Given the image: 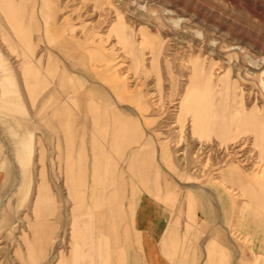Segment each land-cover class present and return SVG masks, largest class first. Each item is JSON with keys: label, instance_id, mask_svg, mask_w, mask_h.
Instances as JSON below:
<instances>
[{"label": "rangeland", "instance_id": "1", "mask_svg": "<svg viewBox=\"0 0 264 264\" xmlns=\"http://www.w3.org/2000/svg\"><path fill=\"white\" fill-rule=\"evenodd\" d=\"M14 2L17 5L13 9L18 12L22 27L28 30L35 50L23 53L0 8V80L3 76L13 77L16 85L12 91L17 92L22 119L30 127L21 136H11L3 123L16 117L5 111L0 100V193L3 194L0 209L14 212L10 234L13 249L21 250L22 244L27 246L32 225L42 221L55 230L56 253L62 256L76 246L85 249L102 242L99 238L103 233L97 224L100 212L73 213L76 201L70 197L64 181V148H56L54 135L41 134V102H47V95L52 92L63 94L62 102L56 105L59 111L75 102L78 108L73 107L79 115L90 110L91 105H86L88 99L84 98V85L91 88L92 83L78 76L86 68L107 76L106 81L127 99L119 107L136 113L135 119L145 137L152 138L156 147L158 140V144L165 142L169 147L166 148L171 160L169 166L159 161L164 148L151 149L155 167L149 183L138 178L132 180L126 165L119 163V169L124 171L123 179L114 185L105 184L106 202L111 193L122 192L117 208L126 217L142 196L170 195V190H175L178 201L189 185L209 177L218 182L230 166L237 167L245 176L258 172L261 164L252 134L239 130L237 143L228 147L218 146L219 138L213 133L193 138L191 116L179 118L178 109L189 92L208 88L221 106L240 108L239 115L256 106L260 113L264 112V0ZM28 58L41 66L34 73L40 81L45 77L48 63L57 62L60 68L53 77V86L44 88L36 97L28 96L19 81ZM69 69L77 72V79L71 80ZM63 72L69 84L67 88L77 93L75 102L69 100L67 88L58 85ZM99 83L115 99L110 86ZM4 90L0 85V98ZM137 99L143 100L147 112L141 110L135 102ZM21 139L26 148H16V142ZM18 149L24 151L22 156L17 154ZM121 157L115 155L113 159L120 161ZM45 187L52 195L53 209L41 216L35 211V202ZM232 195L236 201V218L234 226L227 231L230 249L224 254L223 264H263L264 258L259 256L254 233L248 226L249 213L245 208L249 200L244 189L238 188ZM79 228L82 233L91 231L87 246L82 238L78 239Z\"/></svg>", "mask_w": 264, "mask_h": 264}, {"label": "crops", "instance_id": "2", "mask_svg": "<svg viewBox=\"0 0 264 264\" xmlns=\"http://www.w3.org/2000/svg\"><path fill=\"white\" fill-rule=\"evenodd\" d=\"M38 65L35 63L32 65L34 71L38 72L41 67ZM57 65V62L48 63L43 73L45 75L43 81L37 80L39 76L36 78L33 76L30 79L38 82L34 81L31 86L25 84L29 78H24L21 70L19 81L24 92H27L28 96L36 97L44 88L45 90L47 87L51 88L55 82L53 77L60 69ZM68 73L71 80L77 79V72L69 69ZM79 75L84 78L83 81L92 83L91 88L84 85V98L88 99L86 105H91L90 110L84 115H79L75 111L73 105L78 108L75 102L77 93L67 88L69 84L66 73L63 72L58 85L60 88H67L65 93L69 100L75 103H68L70 108L59 111L56 105L62 102L60 98L63 94L52 92L47 95V102H41V134L54 135L56 148H64V181L70 197L76 201L73 213L83 215L98 210L100 216L97 218L101 219L97 220V224L103 233L99 238L102 242L100 245L96 243L89 245L92 247L85 249L76 246L62 256L56 253L55 230L48 222L42 221L32 225L33 232L26 238L27 246L24 247L22 244L21 250L13 249V243L10 242L13 237L10 234L13 233L11 229L14 212L0 209V242L6 240L5 244L0 245V263L223 264L224 254L228 248L230 249L227 231L234 226L236 218V201L232 193L238 188L244 189V195L249 200V205L245 208L249 213V230L254 233L253 239L259 256L264 258V112L260 113L256 106L247 109L246 114L242 111L239 115L237 111L240 108L223 107L214 96H211L212 104L208 108V116H203L199 121L196 122L193 114L185 111L183 118L187 115L192 118L193 138L196 135L201 138L203 135L213 133L219 138L216 143L218 146L228 147L229 144L237 143L239 130L245 132L243 134H252L253 147L257 149L258 163L261 164L258 172L245 176L237 167L230 166L224 169L218 182L209 177L205 181L189 185L188 190L183 191L182 198L178 201L175 190H170V195L142 196L126 217L117 208L122 192L111 193L106 202L105 184L114 185L118 179H123L124 171L119 169V163L126 165V169L132 174V180L138 178L149 183L154 176L155 167L151 149L164 148L159 161L163 166H169L171 160L166 149L169 147L165 142L158 144L159 140L156 147L152 138L144 136L141 126L135 119L136 113L121 110L119 106H123L127 99L115 86L106 81L107 76L104 74L100 76L87 68L80 71ZM12 78L3 76L0 80V85L5 88L0 100L5 111L16 117L4 122V127L11 136L18 137L30 127L22 119L23 109L17 92L12 91V86L16 85ZM99 82L110 86L115 99L99 86ZM135 102L141 110L147 112L142 99ZM46 142L51 145L50 139ZM16 148H26L25 141L21 139L16 142ZM23 153V150H17V154L22 156ZM115 155L122 156L121 160H114ZM58 167L59 170L62 169L61 162ZM2 195L0 193L1 197ZM51 196L48 187L43 188L35 202L36 213L43 216L53 209L50 207ZM105 206L106 208L102 209ZM125 217L128 218L127 224ZM79 232L78 239L82 238L86 246L90 244L88 232L91 231L82 233L79 228ZM231 257L233 261V256Z\"/></svg>", "mask_w": 264, "mask_h": 264}, {"label": "bare ground", "instance_id": "3", "mask_svg": "<svg viewBox=\"0 0 264 264\" xmlns=\"http://www.w3.org/2000/svg\"><path fill=\"white\" fill-rule=\"evenodd\" d=\"M14 1L15 0H0V8L3 10V13L8 19V22L14 32V37L18 39V41L20 42L23 53L27 54L35 50V45L32 43V38L27 32L28 30L26 31V29L22 27L21 22H20L21 21L20 16L17 14L18 12L14 11L13 9L14 6L17 5ZM62 49H64V47ZM32 63H33V58L31 59L28 58L25 61L24 68H23V75L25 77L28 76L27 79L29 78L28 81L30 80L29 82L25 81V84H27L28 86L33 85V82H34L32 81L33 79H30V78H33L34 75H35L34 76L35 78L39 76V75L34 74L35 72L36 73L38 72L36 70L34 71L31 65ZM208 90H209L208 88L205 91H199L196 89L195 91L189 92L182 99V101H180L181 103L178 109L179 110L178 117L179 118L182 117L185 111H188L190 114H193L194 118H196V122L202 119L203 116H208V108L211 107L212 97H213V96L211 97ZM178 122L179 120L177 121V124Z\"/></svg>", "mask_w": 264, "mask_h": 264}]
</instances>
